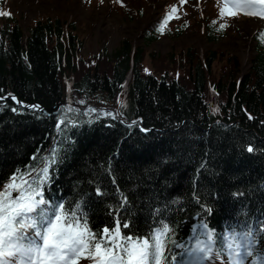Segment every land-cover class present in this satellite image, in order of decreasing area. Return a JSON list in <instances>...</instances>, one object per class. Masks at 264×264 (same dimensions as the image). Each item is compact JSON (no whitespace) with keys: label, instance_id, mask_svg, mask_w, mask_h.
Listing matches in <instances>:
<instances>
[{"label":"trees","instance_id":"obj_1","mask_svg":"<svg viewBox=\"0 0 264 264\" xmlns=\"http://www.w3.org/2000/svg\"><path fill=\"white\" fill-rule=\"evenodd\" d=\"M62 26L60 18H41L25 35L13 17L0 22V97L61 101L54 115L10 97L0 102V184L16 173L34 175L55 146L44 199L63 200L66 212L80 204L93 232L114 228L119 216L130 225L121 226L123 236L144 239L166 224L169 240L180 243L202 220L219 248L222 223L264 227V29L244 72L233 54L216 48L201 57L188 48L177 58L152 56L153 71L145 73L128 41L111 54L82 56V40ZM86 100L151 129L81 108ZM62 116L68 124L58 133Z\"/></svg>","mask_w":264,"mask_h":264},{"label":"snow or ice","instance_id":"obj_2","mask_svg":"<svg viewBox=\"0 0 264 264\" xmlns=\"http://www.w3.org/2000/svg\"><path fill=\"white\" fill-rule=\"evenodd\" d=\"M226 9L230 16L237 15V11L232 10L236 9L245 15L264 18V0L258 3L225 0L220 9L221 17ZM175 10L173 7L172 12ZM226 26L221 24L220 29ZM260 39L264 42V33L260 34ZM10 98L16 100L15 96ZM5 99L0 97V102ZM66 124L68 120L62 116L56 125L58 133ZM58 156L59 150L54 146L43 160V167L35 170L34 175L32 171L16 173L0 190V264H78L80 259H92L93 264H210L213 259L223 257H227L224 264H264V247H256L257 235L264 233V227L245 225L247 230H230L219 248L214 247L216 234L204 223L194 226L188 241L180 243L169 240L171 229L166 224L144 239L123 236L121 226L129 228L130 225H121L119 216L114 228L105 226L102 231L93 232L80 211V204L66 212L63 203L44 199L43 186L51 180L50 169L57 163ZM96 194L102 195L99 189ZM260 241L264 242V235L260 236ZM169 243L172 249L165 254ZM173 250L178 252L173 255Z\"/></svg>","mask_w":264,"mask_h":264},{"label":"rangeland","instance_id":"obj_3","mask_svg":"<svg viewBox=\"0 0 264 264\" xmlns=\"http://www.w3.org/2000/svg\"><path fill=\"white\" fill-rule=\"evenodd\" d=\"M155 1V6L150 8L148 0H2L1 11L14 14L24 28L45 14L73 22V28H67L82 40L81 55L88 56L102 49L111 52L124 38L133 44H142L145 33L156 27L166 9L171 13L169 23L185 22V28L178 34L162 33L147 46V53L149 50L165 53L171 48L178 51L189 46L199 53L217 48L224 51L225 56L235 55L242 70L248 68L255 54L254 34L264 26V18L245 15L236 9L232 10L237 11V15H228L226 9V14L221 17L220 9L225 0ZM251 2L258 3L259 0ZM173 7L175 12H172ZM213 17L216 24L227 26L217 39L208 40L203 27ZM144 62L150 64L147 58ZM219 65L220 61L213 68ZM78 264L82 263L79 261Z\"/></svg>","mask_w":264,"mask_h":264},{"label":"water","instance_id":"obj_4","mask_svg":"<svg viewBox=\"0 0 264 264\" xmlns=\"http://www.w3.org/2000/svg\"><path fill=\"white\" fill-rule=\"evenodd\" d=\"M58 106H59V103H56V104H53L51 106H46V107L38 106V109L42 113L53 114L57 111Z\"/></svg>","mask_w":264,"mask_h":264},{"label":"bare ground","instance_id":"obj_5","mask_svg":"<svg viewBox=\"0 0 264 264\" xmlns=\"http://www.w3.org/2000/svg\"><path fill=\"white\" fill-rule=\"evenodd\" d=\"M148 1H150V4H151V6H149L150 8H153L154 6H155V4H156V1L155 0H148ZM153 19V18H152ZM151 19V20H152Z\"/></svg>","mask_w":264,"mask_h":264}]
</instances>
